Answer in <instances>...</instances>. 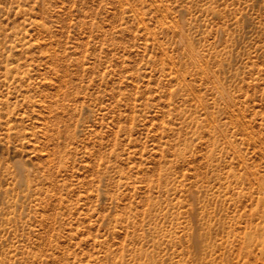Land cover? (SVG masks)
I'll return each instance as SVG.
<instances>
[{"label":"rangeland","instance_id":"obj_1","mask_svg":"<svg viewBox=\"0 0 264 264\" xmlns=\"http://www.w3.org/2000/svg\"><path fill=\"white\" fill-rule=\"evenodd\" d=\"M0 264H264V0H0Z\"/></svg>","mask_w":264,"mask_h":264}]
</instances>
